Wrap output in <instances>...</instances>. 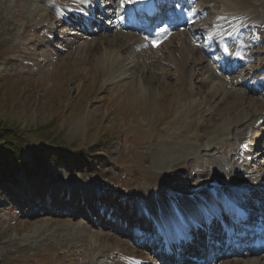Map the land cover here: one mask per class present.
I'll return each instance as SVG.
<instances>
[{
	"label": "rangeland",
	"instance_id": "374dc122",
	"mask_svg": "<svg viewBox=\"0 0 264 264\" xmlns=\"http://www.w3.org/2000/svg\"><path fill=\"white\" fill-rule=\"evenodd\" d=\"M22 1L0 0V126L27 134L26 169L0 180V264H104L101 250L108 245L114 248L107 250L112 264L122 250L159 264L155 237L160 219L181 212L185 216L184 209L196 204L191 200L195 194L201 200L212 196L190 190L213 176L209 156L217 162L215 176L218 170H229L223 171L230 190L236 182L228 177L239 167L253 183L264 184V120L251 135L261 153L252 150L239 162L234 160L239 156L231 157L247 127V121L236 127L238 114L246 113L251 124L258 112L264 114V84H255L254 78L230 82L231 75L216 58L207 59L196 48L206 47L207 33L199 31L188 46L192 74L182 84L169 55L174 52L171 46L178 45L179 31L145 55L126 42L140 37L132 31L114 29L87 38L74 33L67 22L60 23L58 0H31L30 10ZM246 1L259 6L262 22L255 28L260 36L255 37V28L250 30L251 63L233 76L248 70L263 79L264 0L238 3ZM223 2L199 0L196 7L205 9L204 26L212 24L216 11L221 15ZM45 17L55 27L53 34L45 31ZM137 53L149 62L131 74L130 62ZM124 70L127 76L112 80ZM186 141L193 144L191 150L172 151L174 143ZM38 148L60 154L35 161L33 151ZM161 148L172 155L159 163ZM201 156L200 164L195 163ZM198 229L190 226L188 231ZM188 231L178 239L162 234L161 239L180 244ZM140 240H147L148 246H141Z\"/></svg>",
	"mask_w": 264,
	"mask_h": 264
},
{
	"label": "bare ground",
	"instance_id": "6f19581e",
	"mask_svg": "<svg viewBox=\"0 0 264 264\" xmlns=\"http://www.w3.org/2000/svg\"><path fill=\"white\" fill-rule=\"evenodd\" d=\"M30 1L31 0H23L22 1V4H23L22 7L25 8L26 10H30V8H31ZM238 1L240 2V0H226V2H223L225 9L223 8V11L220 12L221 15H218V14L216 15L214 25H215V28H220L222 30L220 35L224 39L229 38L230 44H232L231 43L232 40L236 41L237 46L234 44L232 46V49L239 50V53L244 54L242 56H244L246 59H248L247 52L249 50V47H248V42L246 40L247 32H246V28L243 26V24L247 23V24H249L248 26L253 27L255 24L261 23L262 22L261 14H260L261 11L259 10L258 5L255 6L254 4H252L248 1H246L244 4L243 3L239 4ZM56 3L60 7L65 19L74 20L75 17L78 15H81L82 17L88 16V14H90L89 9L93 8V6L96 4V0H72V2H69V3H64L60 0H58ZM238 11H239V13H238ZM190 12H191L192 16L194 18H196V20L200 19L201 15H200L199 11L190 10ZM121 14L123 15L122 19L124 20L125 19V13L123 11H121ZM53 16H54V14H53ZM46 17H47V15H46ZM46 17L43 20H41V22H43L44 24L47 23L46 28H45L47 35L53 34L55 32L54 31L55 27L51 24L52 22L50 23L48 18H46ZM121 26H124V25H121ZM247 29H249V28L247 27ZM145 30H146V28H145ZM148 33H149V31L147 30L146 34H148ZM167 35H168V33H167ZM167 35L164 34L163 36H161L162 37L161 39L163 40V43H164L163 45H166V43L169 41L168 40L166 42V39L168 37ZM178 37H179V39H178ZM178 37L176 38V40H178V45L171 46V48H174V52H175V50H176L175 48L177 47V52L179 51V55H177V52H176V55H174V52L172 54H170L171 51L169 52V55H170V59L172 61L171 63L173 64L174 69L176 71L177 78L179 79V82L184 84L189 80L188 78L192 74V73H190L191 72L190 68H191V64L193 63V58L191 60L192 52L189 50L188 46L190 44H194L195 42L192 39L196 40V38L191 35L190 30L187 31L185 29H183L178 34ZM126 38L128 39L129 37L126 36ZM143 39H144V37H143ZM143 39L137 38V41L133 42V43L132 42L130 43V41H128V40H126V42L131 44L130 47L132 49L135 47L136 48L138 47L141 50L142 54L145 53V55H147L152 49H154V47H152L151 43L147 42L146 39H144L145 41ZM221 41L226 42V40H221ZM147 46H149V49L146 48ZM186 48H188V50L191 52V53L189 52V55L186 54L187 53ZM111 54H113V53L111 52ZM101 56H102V59L105 58V54H103ZM136 56H137L136 61L130 62V63H133V66L130 68L131 70L129 69L131 71V74H132V72L135 74L136 68L139 67L141 64L149 62L147 59H145V57L143 58V56L138 54V53ZM114 57H115V61L119 60V56L117 54L115 55V53H114ZM167 57H169V56H167ZM146 58H149V57H146ZM107 59H108V57H107ZM245 61H246L245 63H247V60H245ZM237 66L239 67L241 65H237ZM127 71L128 70H124L123 74L116 76V78L114 77L112 80L120 79L123 76H127V74L125 73ZM210 71L211 70L208 69V74L211 75V77L214 76V73H212V72L210 73ZM209 75H208V77L211 78ZM243 78L244 77L242 76L241 80H243ZM234 79L235 78H231L230 81L235 82ZM236 79H237L236 82L241 81V80H239V78H236ZM256 79H257V77H256ZM214 81H215V79H214ZM214 81H212V82H214ZM219 81L223 82L221 80H219ZM140 86H141V83H139V87ZM140 88H142V87H140ZM238 115L239 116L236 119L238 121H236V124H235L236 127L238 125L243 126V124L246 121H247V127H245L244 136L242 138H239L236 140L239 143L240 149L237 151H234L233 153H234V155L239 156V157H236V159H239L243 156L242 159L246 160L248 157H250L251 152H249L248 150L245 151L244 147H253L254 148L255 147L254 145H257L256 142L254 141V138L251 135L253 133V128H255L256 124L258 122H261V120H263L262 116H264V114L262 112H258L255 115V117H253V124L249 123V120H248L249 116L246 113L244 114V112H241ZM255 131L256 130H254V132ZM176 145H178V146H176ZM191 145H193V144L190 141H186L183 144L174 143L172 146V151H176V152L186 151V150L188 151V150L192 149ZM178 148H180V149L177 150ZM171 155H172L171 150L168 151V150H164L163 148H161L159 153H158V162L161 163V162H165V160L167 161V159H169V157ZM209 158H210V160H207V159L206 160L208 161V163L209 162L213 163L211 166L213 168L212 170L214 173V167L217 164V162L213 161L214 157L209 156ZM216 158L218 159V162H220L222 165L223 161L218 157H215V159ZM202 159H203L202 156H201V159L196 157L195 163L198 162L197 164H200V161ZM196 160H197V162H196ZM223 170H225V168L222 170H218V172H215L216 173L215 177H217V176L221 177V179L224 182L222 189H219V188L216 189L215 194L217 195L218 198H216V196H213V194H211L212 196L209 197L207 200H205V199L201 200L198 197L199 195L195 194L194 196H192L191 200L196 202V204H194L193 207L191 206L192 205L191 204L189 206V208L186 207V209H184L183 214L185 216H182V212L180 213L181 216L178 214H176L174 216L165 215L162 219H160L157 215L153 216L155 218L160 219V223L158 226H159V231L161 232L163 237L169 239V238H175L177 236L176 238L178 239L181 236L182 232L188 231L190 226L193 227L194 230H196L197 228L201 229V231L199 233H202L203 232L202 230L206 229L209 226V224L211 223L210 222L211 218L214 219L215 217H218L221 219L222 217H224L223 216L224 213H226V214L230 213L231 208H232V204L236 201V196L239 195L238 196L239 199H240V197L242 198L243 192L246 191L247 189H249L251 187V184L248 181V180H250L249 177L239 176L238 179H234L236 182V184H234L232 186V188L234 190H230L231 186H229L230 184L226 180V174ZM226 173L229 174L230 172L227 171ZM237 174H239V173H237ZM239 178H241L242 180H240ZM159 185H161V184H159ZM153 187H154V185H153ZM255 188L258 190L261 189V188H258L256 186H255ZM250 189H252V188H250ZM240 192H241V194H240ZM218 199L221 201L220 203H218ZM220 204H223V205L220 206ZM158 210H159V208H158ZM210 214H213V216H210ZM187 219H190V221ZM184 235H185V239H184L185 241H186V239H188L190 241V240H192V238L194 239V236H195L194 233H192V231H188ZM86 236H88V235H86ZM91 238H92V236H91ZM177 239H175L174 241L172 240L171 242H174L175 243L174 246L179 248L182 245L179 244ZM194 241L196 242V240H194ZM160 242H161L162 252L166 253V252H168V250L169 251L171 250L170 245H169L170 242L163 243V240L161 238H160ZM165 245H166V247H165ZM106 248H107V250H109L108 248H110L111 252H112V249H114L110 245H108V247H106ZM107 250H104V249L101 250V254H103V258H104V264H112V261H115V260H112L113 259L112 253L110 251H107ZM103 251H105V252H103ZM122 252L123 253L118 252V253H120L119 254L120 258H119L118 262H116L115 264H146L143 262V260H146L145 257H142L140 254L134 257V254L133 255L132 254L127 255L126 251L124 252L122 250ZM148 261H147V263H149ZM217 264H264V255L263 254L254 255V252H251V253L245 255V257H243L242 260H240V261L232 262V263L219 261Z\"/></svg>",
	"mask_w": 264,
	"mask_h": 264
},
{
	"label": "trees",
	"instance_id": "16d2710c",
	"mask_svg": "<svg viewBox=\"0 0 264 264\" xmlns=\"http://www.w3.org/2000/svg\"><path fill=\"white\" fill-rule=\"evenodd\" d=\"M26 136L27 134L19 128L0 126V180L6 177L11 178L10 175L26 169L27 163L23 157ZM50 150L34 149L33 159L38 161L44 159L46 155H48L47 158L56 159L60 153Z\"/></svg>",
	"mask_w": 264,
	"mask_h": 264
}]
</instances>
